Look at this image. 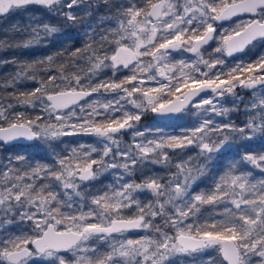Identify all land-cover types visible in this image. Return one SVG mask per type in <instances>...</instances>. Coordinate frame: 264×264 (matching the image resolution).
I'll use <instances>...</instances> for the list:
<instances>
[{
    "label": "snow or ice",
    "instance_id": "1",
    "mask_svg": "<svg viewBox=\"0 0 264 264\" xmlns=\"http://www.w3.org/2000/svg\"><path fill=\"white\" fill-rule=\"evenodd\" d=\"M31 5L64 25L85 24L83 44L69 46L73 37L61 35L60 48L43 59H0L16 67L0 84L12 89L0 92V141H97L53 150L50 163L24 155L0 160V264H180L185 257L188 264H264V54L225 67V57L264 41V0H0V16ZM241 13L253 18L217 31L218 22ZM30 20L26 28L14 26L27 35L0 40V49L47 46L61 32ZM183 54L195 59L177 58ZM85 60L87 70L80 67ZM40 69L47 75L39 86L17 88L35 81ZM237 87L252 90L251 98ZM182 90L183 100L173 101ZM146 111H187L198 119L183 135H169L136 127ZM237 112L240 124L230 118ZM129 130L132 143L122 145ZM190 147L195 156L173 163L167 150L179 156L176 149ZM233 149L236 156L199 188L217 155ZM149 165L175 171L137 182L136 172ZM106 173L111 181L95 186ZM144 193L151 199L142 200ZM206 206L213 215L201 220ZM137 231L144 234L128 235Z\"/></svg>",
    "mask_w": 264,
    "mask_h": 264
},
{
    "label": "rangeland",
    "instance_id": "2",
    "mask_svg": "<svg viewBox=\"0 0 264 264\" xmlns=\"http://www.w3.org/2000/svg\"><path fill=\"white\" fill-rule=\"evenodd\" d=\"M46 12H47L46 9H42V10H38V11H28V10L20 11V12L14 11L11 13L12 16L9 17V19L14 24L12 26H15L16 28H26L29 25V23L33 22L30 20V17H37L39 20L44 21L45 20L44 15ZM23 14H24V17L22 18ZM10 15H8V16H10ZM8 16L4 17L3 20H0V28L3 27V25H6L5 19H7ZM252 18L253 17L235 19L229 23L223 24L222 28L218 27L217 31L220 32V31H222V29H232V28L236 27V25L239 24L241 21L247 22V21L251 20ZM258 18L259 17H257V19ZM85 26H86L85 24L78 25V27H81V29H80L81 31H79V30L78 31L81 34L80 38L82 41L84 39L83 34H84ZM24 34L27 35V33H24ZM3 37L4 36H2V38ZM217 44H218V41H215V40L212 43H210V45L207 46L208 51H211L213 48H215L217 46ZM2 50H3V48L0 49V56L3 53ZM262 54H264V41L260 40L256 43H254L251 47H249L242 56H240L234 60H229L228 57H225V61H226L225 67L232 66L235 63H237L239 60H244V61L255 60L257 57H259ZM177 58L195 59V57L192 56V54H183L182 57H177ZM0 59H1V57H0ZM144 59H145V61H147V58H144ZM80 67L87 70L88 69L87 61L86 60L83 61L80 64ZM126 74H128L127 70H124L119 75L122 77L123 75H126ZM106 75L110 76L111 74L106 73ZM98 78H104V74H102ZM38 83H36V84H38ZM24 85L25 84L23 83V86ZM30 85L32 87L33 83L30 82ZM235 91H236V93L244 96L246 100L251 98L252 90H250V89H243V88L237 87L235 89ZM183 92H184V90H182L181 92H177L175 94V96L171 97V99L175 100L176 97H179V98L183 97ZM206 94L210 95L211 90H208L207 93H203L201 95H206ZM89 99H91V98H89ZM197 100H199V97H197ZM224 101H225V106L231 107V97H225ZM17 110L25 111L26 114L33 115V116L38 114L37 110L32 109V108H25V107L18 106ZM117 115H119V113H117ZM180 115H183L184 118L183 119H177L176 116H180ZM146 118L147 119L153 118V120L154 119L158 120L155 113H152L151 111H146V112H144L141 120L136 124V127L138 129H140V130L151 129V127L149 125L150 120H147ZM230 118L235 120V122L237 124H240L243 120V115H242V113H239V112L230 113ZM197 119H198V117L195 114H189L187 111H185V113H183V114H180V113L175 114L174 117H172L170 120L163 121V122H165V128H159V129H162L165 134L183 135L184 131L186 129L191 128L195 124ZM218 119H223V118L219 117ZM44 123H48V121H44ZM4 126H6V125H4ZM86 137L88 138V141L86 144H96V141H97L96 137H94V136H86ZM64 138L65 137H60L57 140H50V141L45 140V139H41V138H37L35 140V142L29 146H23V145L9 146V145L4 144L2 141H0V160H5V157H7L9 155H12V156L24 155L29 162L40 161V158L44 157V155L46 156V154H48L49 156H52L53 150L57 149V147L54 148L55 143H57L60 140H63ZM120 140H121L122 145L123 144H131L132 140H133L132 135H131V130H129L127 132H123L120 135ZM72 146H75V145L67 144L66 148L72 147ZM51 148H53V149H51ZM167 151H169V155L173 157V163H175L176 160L183 158L184 155L195 156L197 150L194 147H190L186 150H183V152L180 149H176L175 150L176 153H181V155H179V156L175 155L171 150H167ZM40 155H41V157H40ZM29 156H32V159H29ZM37 158H39V159H37ZM40 162L45 163V161H43L42 159ZM46 163H49V162H46ZM148 168L150 169V171L145 170L144 172H140V171L136 172V174H137L136 179L138 182L143 178L144 175H150L152 173H156V174H159L161 176H166L169 171H175L174 168H168V167L161 166V165H149ZM108 174L109 173H106L98 181H95L94 182L95 186H100L103 183V181L107 178ZM141 199L147 200V199H151V197L149 194L144 193V194H141ZM220 207H223V206L221 205ZM217 218H219V217H217ZM60 228L62 230L63 226H60ZM143 234L144 233L137 231L134 234H130L129 236L135 238L138 236H142ZM205 254H207V253H205ZM214 254L218 255V253H214ZM177 259L179 261H181L182 264H188V260L186 257L183 258V260H180V258H177Z\"/></svg>",
    "mask_w": 264,
    "mask_h": 264
},
{
    "label": "trees",
    "instance_id": "3",
    "mask_svg": "<svg viewBox=\"0 0 264 264\" xmlns=\"http://www.w3.org/2000/svg\"><path fill=\"white\" fill-rule=\"evenodd\" d=\"M42 9H44V8L38 7V6H29L27 10L28 11H38V10H42ZM20 11H26V10H17L16 12H20ZM11 16H12V14L10 16H8L7 19H5L6 25H3V27L0 28V40L6 41L7 43H11L13 40L22 39L23 36L26 35L24 33L16 31L14 29V26H12L14 24L9 19V17H11ZM44 16H45L44 22H48L50 24L59 26L61 28V32L54 34L50 38V42H48L47 46H43V42H42L41 45H37V46L31 47L28 49H15L14 50L11 48H3V50H2L3 53L0 56L1 59H11L12 57H16L18 61H27V62H33L36 60L43 59L46 56L55 53L60 48L59 38L61 35H68V36L73 37V41L70 43L69 46L77 47V46H80L83 44V41L80 38L81 34L79 32V31H81L80 30L81 27H78V25H64L63 21L60 20L59 17H53L48 12H46ZM23 17H24V14H23L22 18ZM3 19H4V17H0V20H3ZM2 36H4V37L2 38ZM57 63H59V61H57ZM15 71H16V67L11 63L0 65V84H2ZM46 75H47L46 70L40 69L36 73L37 78L35 81H31V80L21 81L17 85V88L20 90L29 89L31 87L30 82L33 83L31 88H34V87L39 85L38 82L40 80H42ZM23 83L26 86L25 85L23 86ZM36 83H38V84H36ZM61 87H64V85H61ZM11 91H12L11 88H7L6 90H0V92H2L3 94H6L7 92H11ZM147 120H150L149 125H150L151 129H153V130L158 129V128H165V122H163V121L155 120V119L153 120V118H148ZM87 141H88V138L86 136H69V137H65L63 140H60L57 143H55L54 148L57 147V149L55 151L62 152L66 148L67 144L76 145L77 143H87ZM253 147L256 149H259L261 147V145L259 143H255L253 145ZM51 149H53V148H51ZM236 152H237L236 149H233L231 151H226V152L222 150V154H218L216 159H214L211 162V164L209 165L210 172L208 173V175L203 177L200 181L197 182L198 187L199 188L208 187L212 183L211 178L216 176L218 173H220L223 170L227 161L236 156ZM40 157H41V155H40ZM29 159H32V156H29ZM37 159H39V158H37ZM41 159L43 161H45V163L46 162L50 163L52 156H49L48 154H46V156L44 155V157L40 158V161H41ZM201 162H203L202 158H201ZM136 176H137V174H135L134 178L137 181ZM111 179H112V176H111V173H109L107 178L103 181L102 184H104L108 181H111ZM212 215H213V213L211 212V206H206L204 209H202V214H201L200 219L201 220L207 219V218L211 217ZM157 223H159V218H157ZM134 233L135 232H130V233H128V235L134 234ZM180 264H182L181 261H180Z\"/></svg>",
    "mask_w": 264,
    "mask_h": 264
},
{
    "label": "water",
    "instance_id": "4",
    "mask_svg": "<svg viewBox=\"0 0 264 264\" xmlns=\"http://www.w3.org/2000/svg\"><path fill=\"white\" fill-rule=\"evenodd\" d=\"M31 6H38V5H31ZM38 7H41V6H38ZM9 14H10V13H9ZM9 14H8V15H9ZM0 17H4V16H0ZM246 17H252V16H251L250 14H247V13H241V14L238 15V16H234V17H232L230 20L220 21V22H218V23H219L220 25H223V24H225V23H229V22H231V21H233V20H235V19H238V18H246ZM258 41H260V40L254 41L253 44L256 43V42H258ZM211 43H212V42H211ZM251 46H252V45H249L248 47L245 48L244 52L236 53L234 56H232V57H228V59H229V60H234V59H236V58L242 56V55L245 53V51H246L249 47H251ZM201 94H203V93H201ZM183 98H184V97H181L180 99L183 100ZM196 99H197V97H196ZM173 101H175V100H173ZM82 102H83V101H81V103H82ZM156 116H157V119L160 120V121L170 120L172 117H174V115H172V116H158L157 114H156ZM36 139H37V138H34V139H27V138H23V137H21V138H19V139H17V140H13V141H11V142L8 143V144H12V145H18V144H21V145H26V146H28V145H32V144L35 142ZM8 144H7V145H8Z\"/></svg>",
    "mask_w": 264,
    "mask_h": 264
},
{
    "label": "flooded vegetation",
    "instance_id": "5",
    "mask_svg": "<svg viewBox=\"0 0 264 264\" xmlns=\"http://www.w3.org/2000/svg\"><path fill=\"white\" fill-rule=\"evenodd\" d=\"M7 145V144H6ZM9 146H14V145H12V144H8Z\"/></svg>",
    "mask_w": 264,
    "mask_h": 264
}]
</instances>
